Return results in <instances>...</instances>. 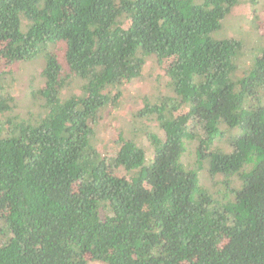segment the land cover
I'll return each mask as SVG.
<instances>
[{"label": "trees", "instance_id": "1", "mask_svg": "<svg viewBox=\"0 0 264 264\" xmlns=\"http://www.w3.org/2000/svg\"><path fill=\"white\" fill-rule=\"evenodd\" d=\"M240 2L0 0V264H264V38L215 35ZM148 59L166 93L100 150Z\"/></svg>", "mask_w": 264, "mask_h": 264}, {"label": "rangeland", "instance_id": "2", "mask_svg": "<svg viewBox=\"0 0 264 264\" xmlns=\"http://www.w3.org/2000/svg\"><path fill=\"white\" fill-rule=\"evenodd\" d=\"M231 16L224 22V25L215 33L217 37L231 36L235 37L242 43V48L247 50L246 58L249 60L253 59L256 55V51L260 48L261 38H264V0H241L240 3L236 4L231 10ZM256 25L258 30L254 31V26ZM242 50V49H241ZM14 73L15 78L8 77L5 80L6 86L10 87L14 98L23 97L29 90V83L40 86L43 79L40 75V59L35 62H18L12 65L11 68ZM241 73H242V69ZM145 75L149 74L151 79H140L135 80L131 83L125 85L123 89V100L121 107L117 109H109L108 114L104 113V118L102 122L104 126L100 127V135L104 137L102 142H97V146L100 150L106 145L112 143V135L115 136L119 128L125 129L126 124L129 121L134 109L140 107L142 102V96L149 97L148 99L154 101L155 97L159 93L164 92L165 89L162 88L163 78L165 77V72L161 67H156L155 63L148 59L145 65ZM161 80L160 92H158L157 86L158 81ZM166 93V91H165ZM156 101V100H155ZM115 115V117H114ZM147 124L154 127L155 132L158 135H163V131L160 130L158 125L155 124V120L151 115L143 119ZM99 135V136H100ZM128 137L132 135L128 132ZM110 137V139H108ZM142 146L150 153V141L147 136L142 135L139 139ZM105 150V149H104Z\"/></svg>", "mask_w": 264, "mask_h": 264}]
</instances>
